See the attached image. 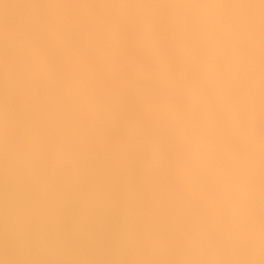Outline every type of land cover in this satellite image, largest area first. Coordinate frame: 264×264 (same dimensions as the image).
I'll list each match as a JSON object with an SVG mask.
<instances>
[{
  "label": "clouds",
  "instance_id": "9594fccd",
  "mask_svg": "<svg viewBox=\"0 0 264 264\" xmlns=\"http://www.w3.org/2000/svg\"><path fill=\"white\" fill-rule=\"evenodd\" d=\"M0 264H264V0H0Z\"/></svg>",
  "mask_w": 264,
  "mask_h": 264
}]
</instances>
